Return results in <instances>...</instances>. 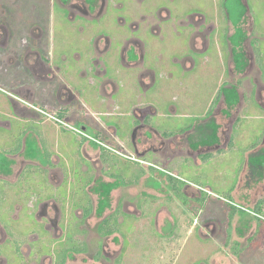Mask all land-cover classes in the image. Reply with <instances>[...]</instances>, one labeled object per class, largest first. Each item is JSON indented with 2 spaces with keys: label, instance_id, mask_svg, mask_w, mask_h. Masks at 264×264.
<instances>
[{
  "label": "flooded vegetation",
  "instance_id": "obj_1",
  "mask_svg": "<svg viewBox=\"0 0 264 264\" xmlns=\"http://www.w3.org/2000/svg\"><path fill=\"white\" fill-rule=\"evenodd\" d=\"M133 1L153 7L148 5L136 15L133 9L125 8V0H0V97L2 93L7 96L0 100V107L4 103L14 107L21 124L19 141L8 135L1 142L10 145L6 151L0 150V227L7 236L0 245L13 249L11 254L9 250L0 254V264H45L43 257L52 258L50 264H65L71 254L88 251L86 243L74 239L83 233L78 230L82 220L73 214L70 221L65 208L83 211L84 218L93 212L89 190L94 179L85 157L91 150L98 153L103 166L109 167L112 178L93 188L99 197L110 198L118 187L135 189L143 182L146 189L140 191V199L153 202L173 197L183 204L189 200L201 207L212 203L204 200L203 190L188 186L182 191L171 178L179 176L178 170L185 167L202 166L241 151L240 173L229 197L213 202L223 207L225 245L240 247L237 256L241 260L245 258L244 248H264V46L260 45L264 40V20H258L252 12L258 1L261 4L264 0H217L211 19L201 10L194 15L178 13L173 19L159 0ZM110 4L123 8L131 18L129 33L106 32L110 21L107 17L112 15ZM114 19L110 22L126 25L116 15ZM58 24V35L66 40V46L59 50ZM163 25L166 32L186 45L183 50L177 48L180 69L192 75L204 64L205 72L220 82L202 115L173 132L154 122L161 112L154 93L148 97L156 88L160 104V98L166 97V86L172 85L169 81L166 86L158 83L153 61L147 57L151 54L154 60L157 54V64L163 58L159 52L150 53L152 48L147 50L144 41L150 33L159 37ZM71 32L79 34L73 43L68 39ZM136 32L144 38L135 36ZM217 63L221 65L220 72L216 70ZM172 76L169 74V80ZM132 81L137 85L134 89L129 87ZM4 86L12 89L8 91ZM135 94L138 99L134 101ZM129 96L131 101L123 106L124 98ZM172 112L177 114L173 108ZM248 113L255 115L252 120L258 121V130L262 129L256 139L249 136L257 131L253 123L240 124ZM122 116L129 124L121 121ZM5 127L11 124L0 121V131L7 130ZM70 131L77 134L75 140L64 135ZM55 141L62 151L56 164L61 171L58 177L48 145ZM62 160L70 164L63 165ZM83 166L87 169L83 170ZM44 167L51 172H44ZM171 167L178 170L171 172ZM54 174L61 181L58 185L53 182ZM39 177L45 179L46 187H52L50 192L40 187ZM152 180L159 184L157 188L150 185ZM204 191L214 194L212 189ZM9 205L15 208V218L25 215L39 227L29 233L38 234L36 239L25 234L21 222L8 228L2 213ZM62 214L67 227H61ZM44 221L46 227L41 224ZM53 230L52 237L46 240ZM97 230L104 239L120 228L117 219H106ZM58 231H62L59 237ZM36 243L37 248L33 246Z\"/></svg>",
  "mask_w": 264,
  "mask_h": 264
},
{
  "label": "rangeland",
  "instance_id": "obj_2",
  "mask_svg": "<svg viewBox=\"0 0 264 264\" xmlns=\"http://www.w3.org/2000/svg\"><path fill=\"white\" fill-rule=\"evenodd\" d=\"M159 1L162 8L167 9L173 19L179 15L178 13L183 15H194V13H197L200 10L208 14L206 15L208 19H211L212 17L214 18V10L216 9L214 3L217 2V0ZM125 2L128 3L125 8L129 11L133 9L136 15L139 13L140 9H145L149 5L147 2L138 5L135 4L133 0H125ZM149 7L152 8L153 5H149ZM120 9L114 8L110 4L109 12L110 14L112 12V15L107 18L112 21L115 20L114 16L116 15V17L124 20V22L126 21V25L119 26L108 20L109 23H107V27L109 28L106 32L110 31L111 34L121 32L126 34L129 33L128 26L132 24L131 18L125 15L126 11H123V8ZM252 9V12L258 16V20H264V3L260 4L258 1V4ZM141 22H143L142 19L139 21L140 26ZM213 23H215V21H213ZM167 24L170 25L169 23ZM59 27L61 28L60 24L57 26L56 41L58 50L60 47L66 46V40L60 38V35H58ZM62 30L65 31L66 28L63 27ZM75 33L76 34L74 35L71 32V35L68 36V39H70L72 43L79 37V34L77 32ZM134 35L144 38L141 32H136ZM146 38L147 39H144V41L147 43V50L150 46L152 48L150 53L154 54V51L159 52L162 56L161 58H163V62L159 61L157 64L155 59L157 54H155L154 60L151 54L147 57V60L150 57L153 61L152 66L154 72H156L158 83L164 84V86H166L165 82L169 81V84L172 83L169 87L166 86V97L160 98V104L158 103L157 96H155L156 94L154 91L156 88L148 94L150 99L154 93L153 97H155L158 111L161 112L160 117L155 118L154 122H159L163 128L169 129L170 132H173L174 130H179L188 123L194 122L198 116L202 115L201 113L206 109L205 107L211 103V97L214 95L220 82L213 74L205 72L204 64L202 68H199L200 70L198 72H192V75L191 73L185 74L180 69V66L178 65L179 62L177 61L180 60L178 55L179 50L177 48H182L183 45L186 47V45L184 41H179V38L166 32L164 25L163 31L159 37L150 33ZM260 45L264 46V40L260 42ZM71 47L73 48V46ZM190 55L192 56L193 54L190 53ZM193 57L199 63V58L195 57V55ZM217 64L218 66L216 70L217 72H220L221 65L219 63ZM171 70H173L172 73L170 72ZM169 74H173L170 80L168 77ZM235 78L238 79L239 76H235ZM126 84L128 85L127 82ZM136 86V83L132 81L129 87L134 89ZM4 88L9 89L8 91L12 89L6 86H4ZM1 96V101H3V98H7L3 93ZM135 99H138V95L136 94L134 101ZM130 101V96L124 98L123 106L128 105ZM18 102L22 105H26L21 101ZM171 107L177 111L176 115L172 112ZM0 108L2 109L0 111V121H5L11 124L10 128L5 127L7 130L0 131V150L6 151L7 146L10 144L7 143V146L3 145L1 144L2 140L6 136L11 135L13 139L19 141L20 135L18 133L21 124L16 119L14 107L4 103ZM171 116L173 117L171 118ZM254 116L255 115L248 113L246 114L247 119L244 120L242 118L240 122L241 126L247 121H249L250 125L253 123L251 126L257 131L250 133V139H256L257 135L261 133L262 130H258L260 127L258 121L252 120ZM121 121L129 124L128 119L124 116H122ZM55 132L60 133L58 130ZM65 134L67 138L70 136L73 140L78 137L76 133L71 131L67 133L65 132L64 135ZM67 138L64 137L63 139L67 140ZM49 142L48 145L52 153L51 158L54 163L52 168H56L58 177L61 174V171L56 167V164L60 162L58 156H61L60 152L62 151H60V145L57 144L56 141ZM68 143L69 141H67V144ZM241 155V151L228 153L225 156L218 157V159L213 162L209 160V163L207 162L202 166L189 165L191 167L190 169L185 167L182 171L181 169L178 170V168L174 167L169 168V171L171 172L176 170L179 171V176L171 178V180L174 179L176 182L174 185L177 186L178 189L183 191L185 187L193 186L203 190L202 193L205 197L204 200L209 199L212 201L211 204H205V207H201L193 204L189 200L187 205L183 204L180 200L173 197H171L170 200L165 198L151 199L153 202L147 198L140 199V191L146 189V184L143 182L138 183V185L135 186V189L118 187V189L112 192L110 198L99 197V195L94 192L93 188H97L99 185L98 183L100 182L111 181L112 178L108 174L109 170L106 168L108 166H103L102 162L99 161L98 153L91 150L90 154L87 153V156L85 157L88 159V162H86L91 167V176L94 179V183H92L89 190L91 196L90 204L93 207V212L88 218H84L83 211H73L65 208V213L70 217V221L73 214L78 217L79 221L82 220V225H79L80 222L78 223V230L83 231V233L77 234L74 239L86 243L88 251L83 254H71L65 264H264V248L262 251L257 249L260 252L244 248L243 250H246L245 258H242L241 260V257L237 256L240 253L238 252L240 247H235V249L237 248V250H235L232 243L225 245L227 237L225 233L226 221L223 220V214H221L223 207L221 208L220 205H215L216 203L213 202V200L222 202L220 201V198L229 197V190L236 184V179L240 173ZM61 164L68 165L70 162L62 160ZM82 168L83 170L87 169L86 166H83ZM43 170L46 173L51 172V170L48 171L47 167H44ZM32 176L34 175L32 174ZM51 176L55 185L61 183L59 178L56 177V174ZM35 182L37 184V181ZM45 182V179L42 180L41 177H39L40 187L44 186V188L50 192L52 187H46ZM150 185L157 188L159 184L157 181L152 180V184L150 182ZM16 187L18 189L20 186ZM204 189H212L214 194H209L204 191ZM25 196L29 198V192H26ZM182 200H184V198ZM24 201L26 200L22 199L21 202ZM12 208L13 207L9 205V207L3 210L2 213V217L7 223L8 228H13L21 222V228L25 231L26 235L39 229L38 226L31 224L28 221V217L25 215H19L18 218H15L16 215L13 211L15 208ZM128 215L132 217H129ZM23 217L24 220L20 221ZM106 219H109L110 222L117 219L120 231H117L118 233H115L110 237L102 239L97 230V226ZM216 220H218L220 224H217L215 222ZM41 224L46 227L45 221ZM60 224L61 227L68 226L63 214ZM74 224L77 225V221H74ZM207 224H209L208 230H206L205 226ZM212 229H215V233L211 236ZM219 229L220 231H218ZM54 231L55 230L50 232V235L48 238L46 237V240H49V238L52 237ZM57 234L58 237L61 236L62 231H58ZM205 234H208L209 236ZM36 235L38 234L30 236H33V238L36 239ZM6 237V234L3 233L0 227V242L6 239ZM27 243H29V240ZM45 243H47V241H45ZM33 246L37 248L39 245L36 243L33 244ZM12 249L13 247H11V251ZM59 249L60 248H58V250ZM5 250H9L11 254L7 245H0L1 255H3ZM43 258L45 264L51 263L52 258L51 260H45V257Z\"/></svg>",
  "mask_w": 264,
  "mask_h": 264
}]
</instances>
